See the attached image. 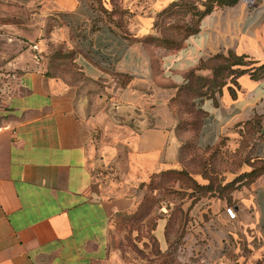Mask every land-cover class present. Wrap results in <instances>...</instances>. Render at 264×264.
I'll use <instances>...</instances> for the list:
<instances>
[{
    "label": "crops",
    "instance_id": "crops-1",
    "mask_svg": "<svg viewBox=\"0 0 264 264\" xmlns=\"http://www.w3.org/2000/svg\"><path fill=\"white\" fill-rule=\"evenodd\" d=\"M175 1L101 0L125 12L107 16L93 0H0V264H111L115 222L138 210L153 179L183 170L187 141L236 149L243 125L264 114V76L245 75L234 97L227 86L196 103V133L177 128L171 100L201 61L232 52L264 63V0L215 9L178 51L144 45L156 11ZM256 136L250 157L264 160V120ZM212 196L192 203L181 254L223 262L234 226L254 229L264 254V175L232 191L231 205Z\"/></svg>",
    "mask_w": 264,
    "mask_h": 264
},
{
    "label": "trees",
    "instance_id": "trees-1",
    "mask_svg": "<svg viewBox=\"0 0 264 264\" xmlns=\"http://www.w3.org/2000/svg\"><path fill=\"white\" fill-rule=\"evenodd\" d=\"M97 3V11L109 16V14H114V12L106 11L101 3V0H93ZM241 0H177L170 3L167 7L158 12L156 16V21L154 23V28H160V31L163 32L164 36L160 38L146 37L141 42L144 45H153L157 48L168 49L172 51H178L182 48L184 42L190 37L196 35L199 32V26L201 20L209 15L215 9L220 8H230L234 7ZM258 1V0H255ZM189 16V21H186L185 18ZM160 22L158 26V22ZM163 21L166 22L164 25ZM210 72V76H204L197 74L198 72ZM248 76L249 79L253 82H258L264 76V63L257 64L245 56H237L236 54L229 52L226 56L224 55H215L209 58L206 61H201L198 66L189 71L186 75V81L180 87H178L171 104L174 108L177 109V105L184 110L188 109L191 113H184L186 118L184 119L182 115L177 114L178 124L177 128H183V130L188 131L192 135L196 133L197 128L200 124L201 113L196 109L197 104L202 100H212L215 101V96H221L222 89L227 87L231 97H234V91L232 87L237 88L238 85L236 80L242 76ZM183 98V99H182ZM180 100V101H179ZM181 116V117H180ZM191 116L194 117L195 121L187 120ZM264 120V114L258 117H254L250 122H247L243 125V132L240 133L241 140L236 149L239 150V157L242 152H244V161L243 164L249 168L248 172L241 173L233 181L225 184L224 186H217L214 180L211 178L212 175L202 174L201 177L206 181L205 185H199L193 177H191L185 170H169L160 175V179L164 181L163 192L167 184H169V179L173 181H178L185 187L187 190H190L192 193H199L198 195L206 196L213 195L214 190L218 193L216 196L220 199H226L228 204L231 205L230 193L234 190H237L240 186L250 185L255 182L259 177L264 175V160L258 158H250V153H252L253 144L256 139H262V137L256 136L260 130L261 122ZM193 128H196L193 130ZM253 139L252 145L248 144L249 139ZM248 144V145H247ZM191 151H197L192 141H187L181 148L180 159L184 160L188 158V155ZM225 143L221 141L219 145L211 150L204 152V154L210 155L212 159L210 162H206L208 167L215 168L219 161L215 160L216 156L224 155ZM235 153H238L235 152ZM223 183V182H222ZM150 187V186H149ZM147 188V190L149 189ZM150 191L147 193H156L162 195V189L159 188H150ZM219 191V192H218ZM145 194L141 204L139 205L138 210L131 215H121L119 216L120 221L123 222L125 218L129 223H135L134 217L143 209V203L149 201L148 195ZM215 193V194H216ZM152 199V198H149ZM118 218V219H119ZM161 218V217H160ZM157 218L154 223V228L152 229V240L157 247H159L158 242L154 236L156 230L157 221L160 219ZM168 222L163 229V236L166 241L167 247H169V235H168ZM139 223H144L143 219H140ZM132 227V226H131ZM130 227V228H131ZM130 230V229H129ZM133 230H130L131 233ZM168 249V248H167ZM158 251L161 254L160 248Z\"/></svg>",
    "mask_w": 264,
    "mask_h": 264
},
{
    "label": "rangeland",
    "instance_id": "rangeland-1",
    "mask_svg": "<svg viewBox=\"0 0 264 264\" xmlns=\"http://www.w3.org/2000/svg\"><path fill=\"white\" fill-rule=\"evenodd\" d=\"M142 1V0H140ZM114 15H124L122 10L113 11ZM156 11L153 20L152 27L156 21ZM189 16L185 18L189 21ZM161 21L158 22V26ZM164 25L166 22L163 21ZM154 34L152 38H160L164 36L160 28H152ZM153 48V45H150ZM162 49V48H160ZM62 50V49H61ZM59 49L61 57L59 58L62 63L70 62L69 53H64ZM165 50V49H164ZM167 51L173 52L172 50ZM183 99V98H182ZM180 101V100H179ZM176 109V108H175ZM177 112L185 119L184 113H191L188 109L180 108L177 105ZM187 111V112H186ZM181 117V116H180ZM195 121L194 117L187 119ZM196 128H193L195 130ZM253 139H249L247 142L250 144ZM247 144V145H248ZM252 145V143H251ZM254 146V144H253ZM238 153H235L237 152ZM251 154V153H250ZM250 157V156H249ZM251 158V157H250ZM210 155L204 154L200 151H191L188 158L184 159L183 170H185L191 177L195 178L199 175L210 174L215 184L221 186L225 177L229 178L230 174L239 173L244 168V152L239 157L238 149H229L225 151L224 155L216 156L215 160L219 161L216 167L213 169L208 167L206 162H210ZM169 184L165 185V191L163 192L164 181L160 178L153 179L149 189L159 188L162 189V195L156 193H147L149 201L143 203V209L140 214L138 213L134 217L135 223H129L127 218L123 222L118 223L120 218L117 219L114 225V229L111 233V239L109 243V249L111 251L112 261L111 264H197L196 259L191 255L181 254L179 250L183 245V238L190 233L189 223L191 222V205L196 198L199 197V193H192L187 190L178 181L169 179ZM147 191H150V190ZM217 192V191H213ZM219 192V191H218ZM212 193V197H217L218 193ZM207 196V195H206ZM203 196V197H206ZM202 197V195H200ZM166 217L168 222V235H169V247L165 254H161L158 251L157 245L152 240V229L157 218ZM140 219L144 220V223H139ZM164 222H159L154 232V236L163 243L162 228ZM132 226V227H131ZM131 227V228H130ZM133 230L131 233L130 230ZM231 238V250L225 256V260L219 264H264V254L261 253V245L258 241L257 234L254 229H244L234 226L232 229ZM162 252V251H161ZM165 252V251H164ZM200 264V263H199Z\"/></svg>",
    "mask_w": 264,
    "mask_h": 264
},
{
    "label": "built area",
    "instance_id": "built-area-1",
    "mask_svg": "<svg viewBox=\"0 0 264 264\" xmlns=\"http://www.w3.org/2000/svg\"><path fill=\"white\" fill-rule=\"evenodd\" d=\"M224 213L229 220H236V214L232 207H225Z\"/></svg>",
    "mask_w": 264,
    "mask_h": 264
}]
</instances>
